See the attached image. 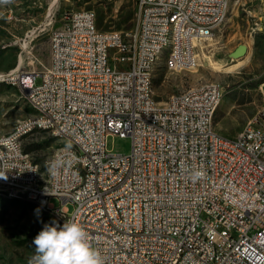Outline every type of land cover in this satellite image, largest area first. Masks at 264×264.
Here are the masks:
<instances>
[{"label":"built area","instance_id":"2783aa9c","mask_svg":"<svg viewBox=\"0 0 264 264\" xmlns=\"http://www.w3.org/2000/svg\"><path fill=\"white\" fill-rule=\"evenodd\" d=\"M199 1H207V9H199ZM138 5L132 38L99 29L93 9L74 10L50 32L48 64L35 58L26 69L20 55L0 73L21 82L25 99L38 106V113L19 120L18 130L28 135L29 123H45L67 144L66 152L53 151L44 177L20 158L8 164V155L16 154L9 146L4 167L14 188L7 191L42 199L61 226L80 223L105 264H264V105L241 132L227 136L209 120L220 83L163 102L149 92L151 62L167 45L169 24L194 22L207 35L226 20L230 0ZM51 23L52 16L26 38ZM181 39L183 56L174 62L188 61L192 69L199 60H186L185 52L198 51L186 50ZM115 135L131 138L129 153L107 148ZM57 159L64 163L53 169ZM72 165H82V172H72ZM195 171L202 176L193 180ZM52 197L64 204L55 207Z\"/></svg>","mask_w":264,"mask_h":264},{"label":"rangeland","instance_id":"374dc122","mask_svg":"<svg viewBox=\"0 0 264 264\" xmlns=\"http://www.w3.org/2000/svg\"><path fill=\"white\" fill-rule=\"evenodd\" d=\"M56 0H54L55 2ZM0 0V73L18 64L20 55L28 69L32 60L50 62V32L63 25L71 11L93 9L101 30L121 31L132 38L136 31L138 0ZM52 3V7L50 5ZM50 11V16L47 17ZM52 23L38 36L26 34L47 21ZM193 46L196 57L192 69L188 63L177 68L165 65V55L156 64L153 74L155 97L163 102L171 94L180 93L209 81L221 84L223 92L214 115V126L222 134L235 136L264 105V0H230L226 20L212 36ZM245 45L247 51L234 57V50ZM209 56V57H208ZM36 62V60H35ZM214 63V64H213ZM217 66V67H216ZM36 112L20 88L0 78V135L10 134L19 120ZM65 144L49 130H34L23 140V146L43 177L53 151ZM132 140L128 136H109L107 148L129 153ZM55 207L64 203L58 197L50 199ZM69 211L74 204H66ZM47 213V214H44ZM49 214V215H48ZM52 216L42 207L26 199L11 197L0 189V264H29L35 253L34 232L42 218Z\"/></svg>","mask_w":264,"mask_h":264},{"label":"bare ground","instance_id":"6f19581e","mask_svg":"<svg viewBox=\"0 0 264 264\" xmlns=\"http://www.w3.org/2000/svg\"><path fill=\"white\" fill-rule=\"evenodd\" d=\"M220 2H227V0H220ZM181 5L194 6V0H181ZM199 9H207V1H199ZM212 16H219V9H212ZM214 30L215 28H207V35H212ZM207 35L206 33L202 32L201 27L198 24H194V22H183L182 19L173 20V24H169L168 28L167 45L161 47L159 53H155L154 60L151 62V78L149 83V92H154L153 74L156 64L163 55H165V65L168 68H177L178 66L183 65L184 62L188 63V61H179L177 63L174 62L178 59H181L183 56L181 38L185 40L186 50L194 51L193 46L198 45L200 43L199 40L206 39ZM197 56L198 55L194 52H185L186 60H196ZM4 80L7 83L20 88L22 92L21 82H19L18 80ZM206 86L207 83H204L199 86L188 89L187 92H197L198 88H205ZM221 97L222 94H220V100ZM219 103L220 102H217L216 106L213 107V111H209V120H214V115ZM32 106L36 109V112L33 114L38 113V106ZM249 122H251V120ZM40 129L49 130L50 132H52V128H50L49 126H45V123H29V130L34 131ZM52 134L61 140V136L59 133ZM26 136L27 129L18 130V124L15 126L14 130L10 134L0 135V189L11 197L22 198L31 202H35L39 204L44 211L48 212L47 203H44L42 199H35L31 196H24L22 195V193H13L7 191L8 189L14 188L12 172H10L9 167H4V165L7 163V153H9V146H16V154L8 155V164H19L20 158L21 160H24V163L26 165H33L35 172H41L39 164L33 161L29 152H27L23 146V140ZM55 150H59V152H66L67 144H63L57 147ZM72 172H82V165H72ZM26 175H33V168H26ZM53 195H60V188H53ZM52 214H54L57 219V214Z\"/></svg>","mask_w":264,"mask_h":264},{"label":"clouds","instance_id":"9594fccd","mask_svg":"<svg viewBox=\"0 0 264 264\" xmlns=\"http://www.w3.org/2000/svg\"><path fill=\"white\" fill-rule=\"evenodd\" d=\"M63 163L57 159L51 167L57 169ZM201 176L200 171H195L192 179ZM32 244L36 254L30 258L29 264H105L101 251L92 244V237L75 221L64 222L62 226L56 221L45 224Z\"/></svg>","mask_w":264,"mask_h":264},{"label":"trees","instance_id":"16d2710c","mask_svg":"<svg viewBox=\"0 0 264 264\" xmlns=\"http://www.w3.org/2000/svg\"><path fill=\"white\" fill-rule=\"evenodd\" d=\"M44 214H47V213H45L44 212ZM49 215V214H48ZM42 218V220H40L41 221V225L39 226V228L38 229H36L35 230V232H34V238L36 237V235L42 230V228H43V226L45 225V224H51L52 223V221H55V220H52V216H47V217H41ZM33 238V239H34Z\"/></svg>","mask_w":264,"mask_h":264},{"label":"water","instance_id":"95a60500","mask_svg":"<svg viewBox=\"0 0 264 264\" xmlns=\"http://www.w3.org/2000/svg\"><path fill=\"white\" fill-rule=\"evenodd\" d=\"M246 51H247L246 46L240 45L234 50L233 56L234 57H240V56L244 55L246 53Z\"/></svg>","mask_w":264,"mask_h":264},{"label":"crops","instance_id":"0c3cea01","mask_svg":"<svg viewBox=\"0 0 264 264\" xmlns=\"http://www.w3.org/2000/svg\"><path fill=\"white\" fill-rule=\"evenodd\" d=\"M56 1H57V0H56ZM56 1H55V2H56ZM53 2H54V0H53ZM53 2H52V3H53ZM55 2H54V3H55ZM52 3H51V5H50V8L53 6ZM54 3H53V4H54ZM50 11H51V9H49V12H50Z\"/></svg>","mask_w":264,"mask_h":264}]
</instances>
